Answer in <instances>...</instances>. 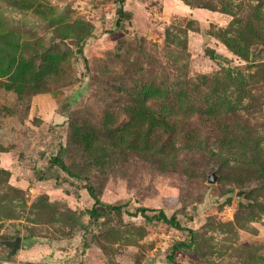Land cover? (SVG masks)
<instances>
[{
	"label": "rangeland",
	"instance_id": "obj_1",
	"mask_svg": "<svg viewBox=\"0 0 264 264\" xmlns=\"http://www.w3.org/2000/svg\"><path fill=\"white\" fill-rule=\"evenodd\" d=\"M123 6L0 0V264H264V0Z\"/></svg>",
	"mask_w": 264,
	"mask_h": 264
},
{
	"label": "trees",
	"instance_id": "obj_2",
	"mask_svg": "<svg viewBox=\"0 0 264 264\" xmlns=\"http://www.w3.org/2000/svg\"><path fill=\"white\" fill-rule=\"evenodd\" d=\"M124 0H119V8H118V13H119V18H122L125 15V11H124ZM120 21V19L118 20V22ZM21 73L23 74L22 70H20V68L17 70V74ZM143 146L138 148L137 150H143ZM57 163H59L62 167L63 164H61L60 160L58 158L54 159ZM258 172L259 174L264 176V168L263 167H259L258 168ZM89 192L90 194L95 198V204L93 206V208L90 210V215L92 217V219L97 220L99 219V217H101L104 214L109 213V211H116L118 213H120L122 211V206H103L104 204H102L100 202V200H98L96 198L95 195V190L92 187H89ZM103 209V210H101ZM152 210L149 209L147 207H140L136 213H140L142 216H144L145 218L149 219V220H156V221H160L163 222L165 224H168L172 227H175L177 229H183L181 222L179 221V219L177 218L176 215H172V216H168L163 210ZM155 212V213H153ZM153 213V214H150ZM188 244H186V242H180L177 245H175L174 247V252H176L177 250H179L182 247H187Z\"/></svg>",
	"mask_w": 264,
	"mask_h": 264
},
{
	"label": "water",
	"instance_id": "obj_3",
	"mask_svg": "<svg viewBox=\"0 0 264 264\" xmlns=\"http://www.w3.org/2000/svg\"><path fill=\"white\" fill-rule=\"evenodd\" d=\"M217 169L213 171V173L209 176V181L212 183L217 182ZM5 248L7 249V256H12L17 253V251L21 248L22 245V236L16 235L13 239L4 240Z\"/></svg>",
	"mask_w": 264,
	"mask_h": 264
}]
</instances>
